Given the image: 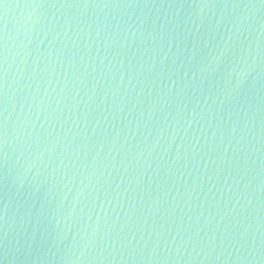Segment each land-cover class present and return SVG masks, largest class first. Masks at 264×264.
<instances>
[{
    "label": "water",
    "instance_id": "obj_1",
    "mask_svg": "<svg viewBox=\"0 0 264 264\" xmlns=\"http://www.w3.org/2000/svg\"><path fill=\"white\" fill-rule=\"evenodd\" d=\"M0 18V264H264L261 0H0Z\"/></svg>",
    "mask_w": 264,
    "mask_h": 264
},
{
    "label": "snow or ice",
    "instance_id": "obj_2",
    "mask_svg": "<svg viewBox=\"0 0 264 264\" xmlns=\"http://www.w3.org/2000/svg\"><path fill=\"white\" fill-rule=\"evenodd\" d=\"M68 0H65V3H67ZM34 5H44L49 3V0H33ZM261 3H264V0H261ZM105 30L107 31L108 28L106 27ZM7 34H8V25L3 21L2 18H0V167L6 166L8 161V155L6 151L7 146V126L6 122L4 120V108H3V91L7 86L8 78L10 75L9 72V65L8 60L10 57V54L12 52V48L9 47L8 41H7ZM27 35L25 34L23 38H17L16 45L20 46L22 48L23 46V39H25ZM205 47H207V44H205ZM72 55H76V53H72ZM149 71V69H148ZM175 83V81H173ZM173 88H167L166 91L164 89H160V93L164 96L168 97V100L171 98L169 97V93L173 92ZM6 239V236L3 237ZM113 245H115V242H113ZM158 249L159 244L157 243L156 247L151 250V255L153 257L158 256ZM123 251L135 255L137 252V249L134 245H131V242H129L128 246L123 247ZM144 253H141L142 256Z\"/></svg>",
    "mask_w": 264,
    "mask_h": 264
}]
</instances>
